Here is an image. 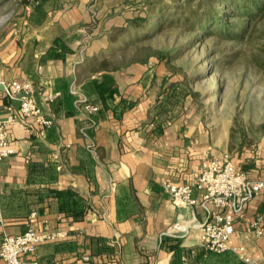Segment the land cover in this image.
<instances>
[{
	"label": "crops",
	"instance_id": "0c3cea01",
	"mask_svg": "<svg viewBox=\"0 0 264 264\" xmlns=\"http://www.w3.org/2000/svg\"><path fill=\"white\" fill-rule=\"evenodd\" d=\"M145 1L22 6L0 31V82H32L42 116L52 121L20 114L8 129L15 152L0 161V246L35 228L62 232L28 255L39 264H264V189L236 221L230 245L240 250L215 253L202 245L200 225L216 208L185 204L162 186L195 185L204 160L230 154L231 134L210 125L191 94L165 101L170 86L184 90L171 55L123 63L134 52L109 31L144 15ZM105 75L115 89L107 101L99 88ZM84 99L100 106L96 122L82 112ZM13 112L19 102L0 87V120ZM248 152L237 153L236 164L264 180V138ZM258 218L262 234L250 225ZM175 223L180 228L167 233Z\"/></svg>",
	"mask_w": 264,
	"mask_h": 264
},
{
	"label": "rangeland",
	"instance_id": "374dc122",
	"mask_svg": "<svg viewBox=\"0 0 264 264\" xmlns=\"http://www.w3.org/2000/svg\"><path fill=\"white\" fill-rule=\"evenodd\" d=\"M69 0H51L45 6H64ZM174 0H164L172 4ZM181 2V1H180ZM35 1L0 0V31L8 28L22 6H37ZM141 6L147 9L146 1ZM166 16L171 15L165 13ZM145 15V11H144ZM158 15L150 18L156 20ZM167 22L157 32L145 31L144 41L156 50L171 55V70L181 82L190 81L194 103L212 126L230 130L229 153L234 162L238 153H249V146L241 149L242 138L248 133L253 144L264 137L260 131L264 123V69L258 67L255 57L264 59V19L256 27L251 39H222L181 25ZM146 38V39H145ZM115 49L119 44L115 43ZM244 145V144H243ZM252 153V152H251Z\"/></svg>",
	"mask_w": 264,
	"mask_h": 264
},
{
	"label": "built area",
	"instance_id": "2783aa9c",
	"mask_svg": "<svg viewBox=\"0 0 264 264\" xmlns=\"http://www.w3.org/2000/svg\"><path fill=\"white\" fill-rule=\"evenodd\" d=\"M0 87L4 95L11 101L19 102V112H13L6 119L0 120V161L13 155L15 149L8 138V129L20 114L33 117L43 125H51L52 121L42 116L41 109L34 100L35 86L30 81H1ZM57 94L49 95L51 99ZM82 112L92 117L100 110V106L87 101L80 102ZM164 189L175 199L193 205L201 202L204 206L212 204L216 211L210 213L200 225L201 242L208 250L222 253L229 249L240 250L230 245V238L235 231L237 220L244 218L246 203L260 194L264 189V180L250 177L234 162L230 154L204 160L195 185L175 183L169 180L162 182ZM201 192V198L194 196V191ZM3 221L2 203L0 199V222ZM251 227L262 234L261 218L254 220ZM180 228L179 223L171 226L167 233L174 234ZM62 232H42L29 228L19 235L6 236L0 246V257L5 264H39L36 259H29L39 243L54 239Z\"/></svg>",
	"mask_w": 264,
	"mask_h": 264
},
{
	"label": "trees",
	"instance_id": "16d2710c",
	"mask_svg": "<svg viewBox=\"0 0 264 264\" xmlns=\"http://www.w3.org/2000/svg\"><path fill=\"white\" fill-rule=\"evenodd\" d=\"M31 1L24 0L26 4ZM33 1L38 4L37 6H45V4L51 2V0ZM173 2L168 4L164 0H147L146 4L148 6L145 15L135 16L128 21L126 26H115L109 31V38L112 42H119L122 46L129 45L128 50L134 52L128 61L123 60L124 64L135 60L145 62L152 56L166 57V53L146 44L144 36L145 31L149 28H153L157 32L167 22L176 23L180 21L182 22L181 25L188 27L190 30L195 29L207 35L214 34L222 39L246 40L254 36L257 24L264 19V0H174ZM165 13H169L171 18L166 16ZM154 15H158V18L150 21V18ZM260 36L264 37V35ZM261 50L264 52V46ZM255 60L258 67L264 69V59L257 56ZM112 81L113 79L109 75H105L104 82L99 86L100 93L104 95V101H107L105 95L108 98H113L115 89L110 86ZM181 83L184 85V90L179 91V84L170 86L165 101L175 105L178 104L180 98L185 97L187 94L192 96L197 94L191 88L188 79ZM95 115L92 116L94 122H96ZM260 131L264 133V123L261 124ZM231 136L233 138L234 134L232 133ZM253 142L248 133L245 132L241 149L244 146H249L250 149L256 152L259 144L254 145ZM240 168L247 173V165L243 166L241 164ZM65 194L72 195L73 193L65 192ZM72 215L74 218L79 219L83 217V212H80V214L73 212Z\"/></svg>",
	"mask_w": 264,
	"mask_h": 264
}]
</instances>
